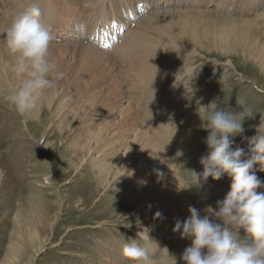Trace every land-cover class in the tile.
<instances>
[{"label": "rangeland", "instance_id": "374dc122", "mask_svg": "<svg viewBox=\"0 0 264 264\" xmlns=\"http://www.w3.org/2000/svg\"><path fill=\"white\" fill-rule=\"evenodd\" d=\"M37 1L0 0V26L10 25ZM54 1L58 8L47 10L61 9L71 18L70 1ZM243 1L199 0L180 7L177 0L169 5L161 0L155 6H146V0L118 1L115 10L109 8L106 25L101 20L102 28L96 31L104 34L118 28V37L111 46L95 45L93 54L83 45L91 38L89 15L80 43L68 42L67 28L63 34L57 27L62 34H55L49 59L65 77L49 91L41 108L30 112L33 117L19 114L3 100L21 81L11 70L15 57L8 60L10 53L0 34L2 58L9 65L8 72L0 68V264H135L122 255V247L139 239L142 231L146 236L147 230L158 247L147 240L139 243L148 248L153 264H184L169 257L172 243L180 238L173 231L176 221L190 215V206L201 215L209 205L215 208L232 182L225 175L219 181L209 177L196 184L194 173L203 172L200 160L209 151L203 125L210 109L204 107L216 101L219 108L238 112L242 110L238 100L251 107L253 116L245 120L243 136L234 138L233 148L244 150L242 160L251 158L249 140L259 128L264 133V0H248L254 3L249 10ZM106 5L99 6L102 14ZM159 14L168 16L164 27L178 22L188 36L201 40L202 47H181L177 35H159L155 20L148 33L151 41L142 35L138 53L127 58L117 50L128 30H136L142 22L145 27L148 17ZM246 18L253 29L237 25L239 34L231 33L242 38V49L231 51L227 57L232 65L227 64V58L210 45ZM243 30L246 36L240 35ZM167 45L175 52L158 54ZM66 46H72L70 51ZM139 59L146 69L139 67ZM122 95L127 102L120 104ZM65 96L71 101L61 106ZM128 104L133 108L129 114ZM154 169H160L177 192L178 185L182 187L186 207L171 202ZM253 170L264 181L260 165ZM257 191L264 192V187ZM157 211L160 218L155 217ZM240 235L244 236L243 229ZM184 241L191 245V240Z\"/></svg>", "mask_w": 264, "mask_h": 264}, {"label": "clouds", "instance_id": "9594fccd", "mask_svg": "<svg viewBox=\"0 0 264 264\" xmlns=\"http://www.w3.org/2000/svg\"><path fill=\"white\" fill-rule=\"evenodd\" d=\"M42 15L39 5L32 4L15 16L3 38L8 52L15 57L12 71L21 81L3 100L21 115L38 111L49 91L65 77L49 59L53 35L42 23ZM70 101L71 97L65 96L61 106ZM238 104L242 107L238 112L221 109L216 101L204 107L210 109L203 125L208 132L204 143L209 151L200 160L203 172H193L196 184L209 177L219 181L225 175L232 182L230 191L216 201L215 208L209 205L204 209L206 214L201 215L199 209L190 206V215L176 221L173 231L181 239L191 240L180 257L184 264H264V192L257 191L264 187V181L253 170L259 164L260 171H264V133L259 128V134L249 140L251 158L242 160L244 150L233 148L234 138L243 136L244 122L251 119L253 112L243 100H238ZM154 171L163 178L160 169ZM161 216V212L155 213L156 218ZM143 232L138 234L139 239L124 243L122 255L135 264H153L148 248L139 240L155 243L150 241L148 230L146 236ZM169 257L176 261L175 256Z\"/></svg>", "mask_w": 264, "mask_h": 264}, {"label": "bare ground", "instance_id": "6f19581e", "mask_svg": "<svg viewBox=\"0 0 264 264\" xmlns=\"http://www.w3.org/2000/svg\"><path fill=\"white\" fill-rule=\"evenodd\" d=\"M3 1H5V0H3ZM11 1V0H10ZM37 1V0H36ZM70 1V3H67V7L69 8V12H70V16H71V18H69V17H66L65 15H64V12H63V10H61L60 9V11L58 12V11H54V12H52V13H54L55 15H54V17L53 18H51V17H47V14H51L52 15V13L51 12H49V10H50V8H52L53 9V7L55 8V10L58 8V5L56 4V2L54 1V0H38L37 1V5H39V7L41 8V10H42V13H43V15H42V23L45 25V27H47L50 31H51V33H52V35H53V41L54 40H57V36H55V34H62V32H63V34H64V32L66 31V29L64 30L63 29V27L64 28H67V31H66V34H64L65 35V38L66 39H68V42L71 40V41H76V42H78V43H80L81 42V40H80V38L82 37V36H80V35H83V26H84V23L87 21L86 19H87V16L89 15L90 16V20H91V25H92V29H91V33H90V36L89 37H92V35H95L96 34V36L90 41V39H89V41L88 42H90V43H88L87 41L83 44L84 45V48H86L87 50H88V53H89V51H90V53L89 54H93V52H91V50H93V49H96L94 46L96 45L97 47L98 46H100V45H102V46H107V45H109V46H111V43H113V41H114V38L115 37H118V33H119V29L118 28H116V29H114V28H112V29H106L105 30V33L103 34H101V32H99L100 31V26L101 25H106V16L108 15V10H109V8H113L114 10H115V3L116 2H118V1H121V2H123V1H125V0H105L103 3L105 4V2L107 3L108 2V5H106V7H103V11L106 13V14H102V11H101V9L99 8V6L100 5H102L103 3H102V1L103 0H67V2H69ZM163 1V0H162ZM165 1V3H169V2H171L172 0H164ZM198 1L199 0H177V5L180 7V6H184V5H189V4H198ZM14 2V1H13ZM16 2V1H15ZM15 2H14V4H15ZM55 2V3H54ZM79 2H81L82 4H81V7L82 8H80V4H79ZM243 2H245L244 4H245V6H247L248 8L246 9V10H249V8L250 9H252L253 8V6H254V3L252 2H249L248 0H246V1H243ZM86 3H88V4H86ZM199 3H201V2H199ZM213 3V2H212ZM20 4V3H19ZM18 4V5H19ZM49 4V5H48ZM100 4V5H99ZM161 4V0H154V2H150V0H146V6H151V5H153V6H155V5H160ZM0 5H1V2H0ZM12 5V4H11ZM22 5V4H21ZM48 5V6H47ZM51 5H53V6H51ZM169 5V4H168ZM15 6H17V4L15 5ZM15 6H13V7H15ZM87 6L89 7V10L88 9H86L87 8ZM201 6V5H200ZM1 7V6H0ZM12 6L10 7V9L12 10V8H13ZM57 7V8H56ZM210 7H211V5H210ZM224 8V7H223ZM222 8V9H223ZM246 8V7H245ZM6 9V8H5ZM24 9V8H23ZM47 9H49V10H47ZM144 9H146L145 7L144 8H142V10H144ZM9 10V9H8ZM133 10V13H138V9H136V8H134V9H132ZM10 11V10H9ZM9 11H8V13H9ZM13 11V10H12ZM12 11H11V13H12ZM5 12H7V11H5ZM20 12V9L18 10V13ZM230 12V11H229ZM21 13V12H20ZM152 13V12H151ZM177 13V12H176ZM3 14V13H2ZM16 14V13H15ZM119 14V17H120V19H121V22L123 21V23L124 24H126L127 23V20H126V22L124 21V19H123V17L121 16L122 14H121V12L120 13H118ZM149 14V13H148ZM103 15H105V17H100V16H103ZM155 15V14H154ZM154 15H151L150 17H148L145 21H146V25H145V27H142V25L144 24V22H142V23H140V24H138L139 25V29H137V27H138V25L136 26V30H132V29H130V30H128V33L126 34V35H128V37H126V35H125V37L127 38L126 40L124 39V42L122 41V44L120 45H117V50L118 51H120L121 52V54H124V55H126L127 56V58L128 57H132V55L131 54H134V53H138V52H136V50L138 51V49H137V47L139 46V43L141 44V39L144 37V39H145V37L146 38H149V39H147V40H150L151 41V39H150V37H149V35H148V33H149V29H152V30H154V27H151V23L152 22H154L155 20H156V25L155 26H159L160 27V29H161V31H160V33H159V35L160 34H162V35H166V34H170V35H177L176 36V43L178 44V45H180L181 47L182 46H184V47H202V45H201V40L199 39V38H197L196 36H193L192 35V37H190V36H188L186 33H185V31H183L184 29H183V26H181L178 22L177 23H173L172 25H170L169 24V27H164V25H166V23H165V21L167 20V15H164V14H159L156 18H155V16ZM11 16V15H10ZM149 16V15H148ZM5 17H9V16H5ZM12 18V17H11ZM50 18V19H49ZM131 18V17H130ZM129 17H128V19H130ZM5 20H6V18H4ZM179 19V18H178ZM4 20V21H5ZM57 20V25H55L56 24V21ZM104 21L103 23L102 22H100V21ZM177 20V19H176ZM262 20V19H261ZM1 21H3V18H2V20L0 19V22ZM130 21V20H129ZM128 21V22H129ZM255 21V20H254ZM257 21V20H256ZM83 22V24H81ZM183 22V21H182ZM189 22V21H188ZM187 22V23H188ZM5 24H7V25H3L2 27L0 26V34H1V38H4V34H5V32H6V30H7V28H8V23H6V22H4ZM55 23V24H54ZM100 23H102L101 25H100ZM233 23V22H232ZM235 23H239V24H232V25H234L233 27H232V29L233 30H226V32L225 31H223L221 34H220V36L218 37V39L217 40H215L214 41V43H212L211 45H210V47L212 48V49H214V50H218L220 53H221V55L222 56H224V57H226L227 59H226V63L227 64H230V65H232V61L231 60H229V57H227V55H229L230 54V52L231 51H237V49L238 50H241L242 49V46H241V44H240V40H242V38L240 39V37L239 36H237V35H234V34H236V33H238V31H239V28H238V26L237 25H241L242 26V28L243 29H247L246 27H248L250 30H251V28L253 29V22L251 21V20H247V18H246V20H244V21H242V22H235ZM53 24H54V27H53ZM231 24V23H230ZM229 25V24H228ZM74 26H77V31L74 33L73 32V29H74ZM57 27H58V29H60V31L62 30V32H59L58 31V29H57ZM101 28H102V26H101ZM169 28V29H168ZM224 28V27H223ZM228 28V27H227ZM97 29L99 30L98 32H96L97 31ZM220 29V28H219ZM103 30V29H102ZM222 30V29H221ZM233 31V32H232ZM240 32V31H239ZM81 33V34H80ZM231 33H234V34H231ZM246 33H247V31H242V33H240V35H242V34H245V36H246ZM98 34V35H97ZM239 34V33H238ZM64 35H62V38L64 37ZM142 35H143V37H142ZM145 35V36H144ZM210 35V34H209ZM97 36L98 37H100L98 40H96V38H97ZM101 36H103V39L101 38ZM167 36V35H166ZM142 37V38H141ZM85 38H87L88 39V37L87 36H85ZM123 38V37H122ZM146 40V39H145ZM63 41V40H62ZM243 41V40H242ZM62 43V42H61ZM98 43H100V45H98ZM120 43V42H119ZM143 43V42H142ZM57 44V43H56ZM78 45V44H77ZM108 46V47H109ZM143 46V45H142ZM164 45H162V47H163ZM66 47H69L68 48V50L69 49H71L70 47H72V46H66ZM139 47H141V46H139ZM167 50H165V49H159V52H158V54H160V55H162L163 53H170V52H175V51H173V50H171L170 48H169V46L167 45ZM180 47V48H181ZM5 48V47H4ZM209 48V47H208ZM210 48V49H211ZM61 49V48H60ZM157 49V48H156ZM177 49V48H176ZM205 49V48H204ZM4 50V49H3ZM68 50H66L67 52H68ZM170 50V51H169ZM244 50V49H243ZM58 51H60V50H58ZM65 51V50H64ZM70 51V50H69ZM86 51V50H85ZM145 52V51H144ZM144 52L142 53V54H144ZM177 52V51H176ZM61 53V52H60ZM65 53V52H64ZM140 53V52H139ZM241 53V52H240ZM71 54V53H70ZM232 54V53H231ZM247 54V53H246ZM10 55L11 54H7V56L8 57H10ZM66 55V54H65ZM135 55V54H134ZM137 55V54H136ZM236 56V55H235ZM248 56V55H247ZM246 56V57H247ZM3 56H2V54H1V50H0V68L1 67H3V69L5 68L6 69V72H8L9 70V68H8V61L7 60H5V59H3L2 58ZM108 57H110V56H108ZM137 57H140V56H138L137 55ZM11 58V57H10ZM8 59V60H12L13 58H11V59ZM242 58V57H241ZM93 59V58H92ZM236 59H237V57H236ZM140 60V59H139ZM13 61H14V59H13ZM236 61V60H235ZM12 62V61H11ZM10 61H9V63H11ZM140 68H142L143 70L144 69H146V64L145 63H143L141 60H140ZM234 62V61H233ZM12 63H15V62H12ZM138 63V61L136 62V64ZM139 64V63H138ZM11 67V66H10ZM4 69V70H5ZM12 70V69H11ZM9 74V73H8ZM187 83V82H186ZM194 83H195V81H194ZM196 85V84H195ZM193 87V86H192ZM183 89V88H182ZM196 90V89H195ZM194 91V90H193ZM186 93V92H185ZM179 94V90H178V92H176V95L174 94V96H177ZM173 95V94H172ZM171 95V96H172ZM126 99V96L124 95H122V97L121 98H119V100H118V102L120 103V104H123L124 102H127V100L126 101H124ZM196 99H197V97H196ZM126 111H125V113H128L129 114V110H132L133 108H132V105L131 104H128L126 107ZM32 113V112H31ZM30 113V115L28 116V117H33V114H31ZM190 113V112H189ZM191 114V113H190ZM190 114H188V115H190ZM195 116V115H194ZM28 119V118H27ZM26 127L29 129V123H28V121L26 122ZM99 139V138H98ZM146 149H149V147L147 146V147H145ZM160 180H161V183H162V188L163 189H165V191H166V193L169 195V196H171V202H173V204H175V205H177L179 208H183V207H186V205H184V203H185V201L183 200V197H184V194H183V189H182V187H180L179 185H178V187L181 189V191H178L177 192V189L175 190V188H173L172 186H170V183L171 182H168V180L167 179H164V178H160ZM0 186H1V184H0ZM172 187V188H171ZM182 194V195H181ZM183 196V197H182ZM187 246H186V243H185V241H184V239H181V237L178 239V240H175L173 243H172V245H171V254L173 253V256H175V258H176V260H180L181 258V256H182V254H183V252H184V250H185V248H186Z\"/></svg>", "mask_w": 264, "mask_h": 264}]
</instances>
